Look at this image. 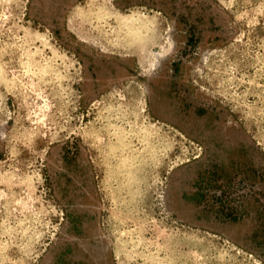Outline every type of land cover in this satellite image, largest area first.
<instances>
[{"label": "rangeland", "instance_id": "374dc122", "mask_svg": "<svg viewBox=\"0 0 264 264\" xmlns=\"http://www.w3.org/2000/svg\"><path fill=\"white\" fill-rule=\"evenodd\" d=\"M0 264H264V0H0Z\"/></svg>", "mask_w": 264, "mask_h": 264}]
</instances>
